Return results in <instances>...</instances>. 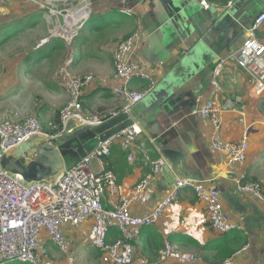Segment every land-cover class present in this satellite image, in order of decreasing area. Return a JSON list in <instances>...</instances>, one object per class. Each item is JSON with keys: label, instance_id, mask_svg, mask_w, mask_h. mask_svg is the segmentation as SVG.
I'll return each instance as SVG.
<instances>
[{"label": "crops", "instance_id": "1", "mask_svg": "<svg viewBox=\"0 0 264 264\" xmlns=\"http://www.w3.org/2000/svg\"><path fill=\"white\" fill-rule=\"evenodd\" d=\"M107 1L110 2L109 5L100 7L95 12L104 15L117 10L130 12L134 18L127 21L118 15L119 17L114 16L116 19H109L111 20L108 21L109 27L105 25L104 28L99 29L101 32H89L87 29L86 33H89L90 38L95 42L92 44L91 40L89 45H81L75 57L73 54L75 58L74 71L71 66L73 73H83V75L90 74L89 72L94 73L93 80L83 89L81 97L83 110L90 113L120 106L121 100L113 92L118 81L113 77L112 52L118 42L133 31L138 32V38L129 57L130 61L139 64L154 82H158L166 75L168 67L175 63L184 49L191 45L196 34L201 33L214 55L210 63L206 64L202 61L199 69H195L191 75H187L186 79L182 80L183 93L189 94V99L194 101V109L201 107L207 100L214 99L222 104L225 98L242 97V105L236 104L234 108L222 111L221 135L229 141H238L246 135L248 150L247 160L242 165L229 164L226 156L211 146L213 135L211 120L197 113L189 114L188 108H186L187 112L185 109L183 113L173 116L171 122L163 120L164 123L160 119L151 120L148 93L142 101L131 107L129 114L121 113L103 124H109V129H113L138 120L142 129L134 142L136 157L132 162L127 160L125 152L117 143L111 146L110 155L103 158L104 167L114 172L118 185L116 195L104 193L103 204L108 207L117 203L119 197L133 196L130 203L131 212L144 215L149 213L166 195L175 178L194 177L203 180L205 187L219 190L225 214L237 225V228L233 230L238 229L246 235V244L232 255L233 264H264V202L251 194L240 192L235 183L237 176L244 172L248 179L259 182L264 191V92L260 95H252L245 73L235 66H227L228 70L220 80V91H216L210 84L214 64L219 58L233 53L247 38V27L259 12L264 11V0H234L232 7L229 8L234 16L233 21L228 25L215 28L208 36H205L202 15L214 14L226 9L225 4L222 3L223 0H209L208 9L202 8L191 0ZM172 2L191 7L201 14L199 18L190 20L188 32L182 33L178 29L177 24L183 19L173 24L163 22L165 5ZM94 10L91 16L93 13L95 15ZM94 15L90 16L82 26L83 28L85 26L88 28ZM207 22L210 23L209 20ZM120 27L121 30H119ZM211 28L212 26H209L206 31L209 33ZM257 38L264 43V24L257 31ZM86 57L88 58L87 67L78 68L76 71L75 67H78L81 60ZM176 69L177 65L174 70ZM149 84L150 80L146 78H132L129 82L131 88L139 91ZM66 99L65 90L63 103ZM57 110L50 112V119H55ZM45 111L46 109H42L39 112ZM77 132L72 137H66L64 142L77 137L80 133ZM94 135L95 147L99 141L100 131L94 132ZM61 144L59 147L63 146ZM143 153H147L153 159L163 156L167 160L169 170L162 175H151L149 168L142 161ZM28 155L32 161L33 156ZM5 157L12 162L3 161V164L6 163L11 170H14L16 159L13 154L10 153ZM31 161L22 160L20 163L26 169ZM94 166L98 168L96 162ZM53 173H50L48 177ZM148 176V199L134 196L135 185ZM87 221L89 224L90 220L85 222ZM70 228L64 229L69 239L75 232ZM146 228L148 237L157 233L180 249L198 251L202 258L200 257L194 264L219 262L213 259V251L200 250L196 242L203 245L226 233H218L210 227L206 220L205 203L198 200L190 188H182L172 204L163 211L161 217ZM118 235L119 233L111 231L109 238L112 239ZM135 243H138V248L140 243L137 239ZM164 262L178 263L174 260Z\"/></svg>", "mask_w": 264, "mask_h": 264}, {"label": "built area", "instance_id": "2", "mask_svg": "<svg viewBox=\"0 0 264 264\" xmlns=\"http://www.w3.org/2000/svg\"><path fill=\"white\" fill-rule=\"evenodd\" d=\"M191 1L204 9L210 6L209 0ZM233 2L226 0L225 8L232 7ZM91 13L90 2L83 3L73 11H65L63 18L54 26L53 36L70 45ZM263 24L264 11H261L247 27V38L242 44L229 56L216 61L210 81L216 91H220V80L227 72V66H235L245 73L252 95L264 92V43L257 38V31ZM137 38L138 32L133 31L119 41L112 52L113 77L118 81L113 92L121 100L120 106L90 113L83 110V89L94 76L73 73L71 66L74 57L70 55L57 72L60 85L67 93L66 102L58 110L57 123L53 120L43 123L34 115L15 121L0 114V264L11 261L54 264L45 244L47 240L67 255L68 264H74L75 260L69 253L71 242L64 229L76 228L86 220H90L86 240L104 254L108 264H154L145 257L136 258L133 242L136 239L139 241L143 228L153 225L161 217L182 188L192 189L196 198L205 203L206 220L214 231L223 234L237 228L223 210L219 190L205 187L203 180L194 177L175 178L166 195L144 215L131 212L133 196L119 197L117 203L108 207L103 204L104 193L116 195L118 192L116 175L104 167L103 158L110 155L111 146L117 143L128 161L135 159L134 142L142 132L138 120L110 132L79 161L72 163L70 168L56 171L46 179L27 180L22 172L8 170L3 166L4 156L12 153L22 142L40 138L59 147L60 143H66V137H72L82 128H96L121 113L129 114L131 107L142 101L153 88V80L148 73L139 64L131 63L129 58ZM132 78H146L150 84L140 91L134 90L129 85ZM236 104H243L242 97L225 98L222 104L211 99L192 113L211 120L212 148L223 153L229 164L242 165L248 150L246 135L238 141L226 140L221 135V113L234 108ZM22 159L31 161L28 154H24ZM142 161L153 176L162 175L168 167L163 156L153 159L143 153ZM95 162L98 168L94 166ZM235 183L240 192L251 194L264 202V191L260 183L248 179L244 172L237 176ZM148 186L149 176L135 185L134 196L148 199ZM112 228H116L119 235L110 239ZM159 252L162 262L174 260L179 264H194L197 261L194 255L177 250L168 239L163 241ZM215 264H233V257Z\"/></svg>", "mask_w": 264, "mask_h": 264}, {"label": "rangeland", "instance_id": "3", "mask_svg": "<svg viewBox=\"0 0 264 264\" xmlns=\"http://www.w3.org/2000/svg\"><path fill=\"white\" fill-rule=\"evenodd\" d=\"M105 1L107 0H0V25L24 18L23 31L16 35L12 34L4 43L0 44V114L15 121L32 115L38 116L43 123L51 120L50 112L59 110L64 105L63 101L65 100V90L60 86L57 76L58 69L70 55L76 56L81 45L87 46L91 40L92 44L95 42L90 38L89 33H86L87 29L89 32H101L99 29L107 26L108 21H111L109 19H116L114 16L118 15L127 21L134 18L130 12L117 10L104 15L99 14V12L96 13V9L104 8L110 4V2L105 3ZM88 2L91 3L92 12L95 9V15L93 13L91 16L94 15V19L89 22L88 28L87 26L80 28L70 47L63 43V47L54 50L49 58L30 57L32 50L37 47H44L47 42L56 38L53 36L54 33L52 34L54 26L59 19L63 18L65 11H73L82 6L83 3ZM107 17L108 19H106ZM2 35L0 33V39L3 38ZM87 59V57L82 59L75 70L81 67L86 68ZM73 64L74 62L72 63V70L74 71ZM89 73L94 74L93 72ZM78 74L83 75V73ZM42 109H46V111L40 113L39 111ZM101 128H82L78 131L80 133L77 137L71 138L63 144L62 149L71 152V158L67 159V163H74L75 157H81L85 151L89 152L93 149L96 142L94 132ZM3 166L11 170L6 163ZM82 225V227L70 228L75 231L70 237L71 249L69 251L75 260L74 264H108L104 254L101 251L96 252L97 249L86 240L89 228L88 221ZM111 231L119 233L116 228H112ZM156 235L157 233H153L152 236L148 237L146 233H140V245L137 248L138 243L134 244L136 258L139 255L149 259L154 264L162 262L159 251L163 246L155 251L150 246L156 240ZM45 244L54 264H67V255L60 251L53 242L47 240ZM177 250L190 253L197 260L201 257L196 250L186 251L178 247ZM10 263L29 264L17 261L5 264Z\"/></svg>", "mask_w": 264, "mask_h": 264}, {"label": "water", "instance_id": "4", "mask_svg": "<svg viewBox=\"0 0 264 264\" xmlns=\"http://www.w3.org/2000/svg\"><path fill=\"white\" fill-rule=\"evenodd\" d=\"M165 8V19L163 22L173 24V22L183 19L177 24L179 31L182 33L188 32L192 18H199L201 16L197 10H193L191 7H184L178 2L168 3L165 5ZM229 10L222 9L221 12L202 15L205 36L210 35L215 28L228 25L233 21L234 16ZM209 26H212V28L208 33L206 29ZM213 55L214 53L209 48L207 41L202 38L201 33L196 34L191 45L182 51L181 55L176 58L175 63L173 62L168 67L166 75L158 80V82L153 81L152 91L148 94L149 112L152 113L151 120L157 121L160 119L162 121L165 120V122H171L173 116H176L177 113H183L186 108H188L189 114L194 110V101L189 99V94L185 95L183 93L182 80L186 79L187 75H191L195 69H199L202 61L206 64L210 63ZM176 65L177 69L174 70ZM142 122L145 123L144 121ZM108 126L109 124L101 125L100 127L102 128L95 131H100L99 140L105 138L110 132L123 127L118 126L115 130H112ZM106 127L108 128L104 130ZM12 154L16 159V165L24 154H31L33 156V160L27 166L25 172L15 169V171L22 172L27 180L46 179L50 173L62 170L63 168L68 169L72 165L71 162L67 163V159L71 158L70 150H63L62 146L55 147L42 141L40 138L22 142L13 150ZM81 157H75V162L79 161ZM177 159L179 158L177 157ZM3 161L7 163L11 162L5 156ZM168 170L167 167L165 171Z\"/></svg>", "mask_w": 264, "mask_h": 264}, {"label": "trees", "instance_id": "5", "mask_svg": "<svg viewBox=\"0 0 264 264\" xmlns=\"http://www.w3.org/2000/svg\"><path fill=\"white\" fill-rule=\"evenodd\" d=\"M225 2L226 0L222 1L223 4H225ZM23 20L24 18L20 20H13L11 22H6L3 25H0V33L3 34L2 35L3 38L0 39V44L4 43L8 38H10L12 34L16 35V34H19L21 31H23V28H24ZM62 44H63L62 39L60 38L52 39L49 42H47L44 47H37L34 50H32L30 52V57L49 58L52 55V52L54 50H57L63 47ZM51 120H53L55 123L58 122V110L56 111L55 119H51ZM22 160L23 159L21 158L19 162H17V165L16 167H14V170L17 169V170H21L22 172H25L26 169L24 168L22 163H20V161ZM147 231H148L147 228H143L141 230V233H146ZM155 238L156 240L153 241L150 245L153 251L158 250L161 246H163V241H164V238L159 234H157ZM147 240H150V239H147ZM246 242H247L246 235H244L242 231L237 229V230L228 232L221 237L215 238L209 243H205L203 245L196 242V246L200 250L213 251L212 253L214 254L213 259L215 261H222L225 258L231 257L239 248L245 245ZM133 244H135V242H133ZM96 252L99 253V250H96ZM10 264H13V263H10ZM160 264H179V263L162 262Z\"/></svg>", "mask_w": 264, "mask_h": 264}, {"label": "bare ground", "instance_id": "6", "mask_svg": "<svg viewBox=\"0 0 264 264\" xmlns=\"http://www.w3.org/2000/svg\"><path fill=\"white\" fill-rule=\"evenodd\" d=\"M67 30V28H65Z\"/></svg>", "mask_w": 264, "mask_h": 264}]
</instances>
